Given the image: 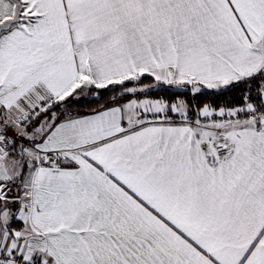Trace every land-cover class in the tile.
Wrapping results in <instances>:
<instances>
[{
	"label": "snow or ice",
	"instance_id": "obj_1",
	"mask_svg": "<svg viewBox=\"0 0 264 264\" xmlns=\"http://www.w3.org/2000/svg\"><path fill=\"white\" fill-rule=\"evenodd\" d=\"M0 264H264V0H0Z\"/></svg>",
	"mask_w": 264,
	"mask_h": 264
}]
</instances>
